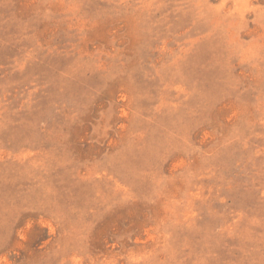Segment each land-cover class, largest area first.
<instances>
[{"label":"rangeland","instance_id":"rangeland-1","mask_svg":"<svg viewBox=\"0 0 264 264\" xmlns=\"http://www.w3.org/2000/svg\"><path fill=\"white\" fill-rule=\"evenodd\" d=\"M0 264H264V0H0Z\"/></svg>","mask_w":264,"mask_h":264}]
</instances>
